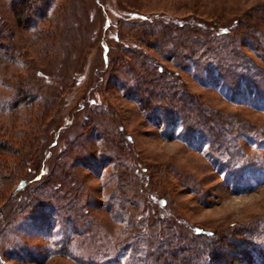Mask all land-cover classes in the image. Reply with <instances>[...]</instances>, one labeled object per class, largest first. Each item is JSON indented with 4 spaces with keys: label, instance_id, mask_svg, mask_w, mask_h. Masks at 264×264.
<instances>
[{
    "label": "rangeland",
    "instance_id": "rangeland-1",
    "mask_svg": "<svg viewBox=\"0 0 264 264\" xmlns=\"http://www.w3.org/2000/svg\"><path fill=\"white\" fill-rule=\"evenodd\" d=\"M45 1L19 22L0 0V264H155L218 240L264 264V109L183 61L264 69V0ZM173 97L225 151L149 112Z\"/></svg>",
    "mask_w": 264,
    "mask_h": 264
},
{
    "label": "trees",
    "instance_id": "trees-1",
    "mask_svg": "<svg viewBox=\"0 0 264 264\" xmlns=\"http://www.w3.org/2000/svg\"><path fill=\"white\" fill-rule=\"evenodd\" d=\"M28 0H21V3H18L16 8L19 22L24 20L23 18L27 17L31 20V15L40 17V11L37 9H47V2L43 0L40 4L38 2L29 7L27 4ZM35 1V0H34ZM38 6V7H37ZM28 9V10H27ZM31 12V13H30ZM26 19V18H25ZM36 24H29L28 27H34L36 29ZM230 26L220 27L219 30L222 35L229 34L231 31ZM188 59L191 67V72L197 76L199 80L205 79L204 77L210 79L213 84L220 90V92L227 98L233 99L235 101H245L243 98L238 99L237 97L241 94V89H246L249 96H252V99L255 100L256 107H260L264 109V69L259 68L253 65V68L256 70H252L246 65L242 67L240 63L236 64L233 62H229L223 59H213L212 61H201L199 59H194L192 56L188 55L187 58H183V61ZM202 75L203 77H201ZM136 91L139 90V86H134ZM234 94V96H233ZM235 94H238L237 96ZM174 93L172 94V96ZM236 96V97H235ZM173 97L169 98L170 102H152L151 112L152 115L159 116V122L166 125H173L175 122L180 126V132H178L181 139L185 140L187 143H190L196 147H201L199 141L203 140L209 144H212L215 147V150L218 152L220 150L225 151L222 147L218 146L219 137L213 127H210L208 121L204 120H195L189 112H191V108L185 99ZM158 119V118H157ZM224 148V147H223ZM218 156V155H217ZM219 158V157H218ZM217 165H220L221 162L214 161ZM214 163V164H215ZM220 163V164H219ZM225 168V163L222 164ZM221 165V166H222ZM222 167V171L224 168ZM228 169V167H226ZM40 170V169H39ZM227 171V170H226ZM41 170L39 171V175H41ZM38 175V174H37ZM232 173L228 170L226 173V179H232ZM24 177H20L16 180L14 190H18L19 186L24 187ZM70 219V218H69ZM199 234H203L206 236H210L212 239L216 238L218 240V236L213 232H205L202 230H194V235L199 236ZM263 248V246H262ZM159 249V248H157ZM177 249V252L175 250ZM174 248L172 250H166V255L158 254L153 257V261L155 264L161 262V264H232L233 257H241V255L245 258V261L248 264H255V262L249 260L251 259L250 254H254L257 256L260 254L259 248H235L234 250L230 249L223 241L218 240L213 243L207 249H196V248ZM244 249V250H243ZM116 261V260H115ZM251 261V262H250ZM250 262V263H249ZM139 264H145V259H139ZM126 264H135L126 263ZM263 264V263H261Z\"/></svg>",
    "mask_w": 264,
    "mask_h": 264
}]
</instances>
